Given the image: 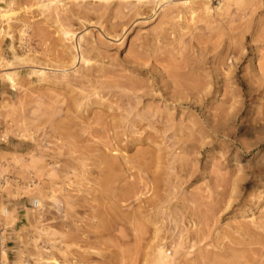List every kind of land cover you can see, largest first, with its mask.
Listing matches in <instances>:
<instances>
[{
  "label": "rangeland",
  "instance_id": "1",
  "mask_svg": "<svg viewBox=\"0 0 264 264\" xmlns=\"http://www.w3.org/2000/svg\"><path fill=\"white\" fill-rule=\"evenodd\" d=\"M157 1L0 0L15 9L0 14V69L16 79L0 76L9 264H155L158 245L173 264L264 261V0L196 22L186 0ZM72 43L89 64L63 54ZM88 72L102 97L79 83ZM138 110L157 121L125 118L117 152L103 147L100 116Z\"/></svg>",
  "mask_w": 264,
  "mask_h": 264
},
{
  "label": "bare ground",
  "instance_id": "2",
  "mask_svg": "<svg viewBox=\"0 0 264 264\" xmlns=\"http://www.w3.org/2000/svg\"><path fill=\"white\" fill-rule=\"evenodd\" d=\"M140 1H146V0H140ZM159 1V3H158V5L161 3L162 4V2L163 1H165V0H158ZM157 1V2H158ZM160 1H162V2H160ZM167 1V0H166ZM165 1V2H166ZM169 1L170 0H168V4H169ZM173 1V0H172ZM184 1V0H183ZM232 1V0H231ZM238 2L240 1V2H242L243 0H237ZM244 1H246V0H244ZM205 3L204 4H199L198 5V3L197 2H192V1H189V0H186V1H184V2H182V4H183V7L184 8H187V11H186V9L184 10V8L183 7H181V8H183L182 9V11L184 10L185 11V13H186V15L187 14H189L190 16H187V18L189 19L190 17L191 18H193V21H195L196 22V19L195 18H197V20L198 19H203L204 17H207L206 16V14L207 13H209L210 11L212 12L213 11V8L212 7H214V5H215V8L218 10V8H223V7H227V8H229V6H230V1L229 0H206V1H204ZM156 3V2H155ZM197 3V4H196ZM161 4H160V6H161ZM163 4L165 5V3L163 2ZM167 4V3H166ZM184 4H186L187 6L185 7L184 6ZM164 5H162V6H164ZM173 7H176L177 5L175 4V6L174 5H172ZM171 6V7H172ZM55 11H57L58 10V7H55V8H53ZM178 9V8H177ZM225 9V8H224ZM14 8H11V9H6V10H1L0 11V14H1V16L2 17H4V18H8V19H10L11 17H12V15H13V13H14ZM172 11H173V9H171ZM171 10L169 11V12H171ZM179 10H181L180 9V7H179V9H178V12H179ZM175 11V10H174ZM182 11H181V13H182ZM203 11V12H202ZM177 12V10H176V15H174L173 17H171V19L173 20H175V16H176V18H177V15L180 13H178ZM174 13V12H173ZM178 13V14H177ZM185 13H184V18H182V19H184V20H188L187 18H186V16H185ZM202 13V14H201ZM203 13H206L204 16H202V18H200L201 17V15H203ZM169 14V13H168ZM183 14V13H182ZM172 15V14H171ZM178 16H180V14L178 15ZM182 17H183V15H181ZM180 16V17H181ZM179 17V18H180ZM186 18V19H185ZM195 19V20H194ZM189 20H191L192 21V19H189ZM187 24H189V23H187ZM186 24V25H187ZM190 26H191V24H190ZM63 31H64V35H65V38H64V40L66 41V39L68 40V38L71 40H73L74 38H75V33H73L72 31H69L68 29L66 30H64L63 29ZM73 36H74V38H73ZM83 37V36H82ZM70 40H68V41H70ZM71 40V41H72ZM80 40H82V38L80 39ZM71 43V42H70ZM74 43V42H73ZM73 43H72V45H73ZM79 44V43H78ZM70 46L69 45V47L68 48H66L67 50H65V51H63V54H66V53H69V54H67V56L70 58V59H72V63L74 64L78 59H80V60H82L85 64H89L90 63V60L91 59H89V57L86 55V50L82 47V46H78V45H73V46ZM80 45V44H79ZM82 47V50L80 49ZM64 52H66V53H64ZM18 56V55H17ZM20 57H18V59H19ZM23 59V58H22ZM9 62H11V61H9ZM7 65H9V63L7 62ZM9 68V67H8ZM65 68V67H64ZM89 69H90V67H89ZM64 70V69H63ZM89 71V70H88ZM36 72H39V73H42V74H46L45 72L46 71H44V70H37V71H35L34 69H30L29 71H28V73H29V75L31 74H33V73H36ZM95 73V72H94ZM94 73H93V75H94ZM90 74L91 73H86V74H84L83 75V77L85 78V79H81V78H79L78 80H80V81H82V82H79V81H77V79H76V84H78V82L83 86V84H85V81L88 83V82H90V83H92V87H93V85L96 87V85H95V83L97 82V80L94 82V80L92 79V78H90V77H93V76H90ZM0 76L2 77V78H4V79H9V80H11V81H13V82H15L16 81V79H15V73L14 72H12V71H10L9 69H7V68H5V69H0ZM103 84H104V82H102ZM79 84V85H80ZM98 84V83H97ZM99 86H101V85H98L97 87H99ZM88 87V86H87ZM86 87V88H87ZM94 87V88H95ZM97 87H96V89H94L95 91H94V93L99 97V95H100V93L102 92L101 91V89H102V87H100L101 89L98 91V89H97ZM85 88V86H84V88L83 89H86ZM88 89V88H87ZM83 92H86V91H83ZM90 92H93V91H90ZM89 92V93H90ZM87 93V92H86ZM93 93V94H94ZM81 94H82V92H81ZM80 93H79V95L80 96H83V95H86L85 93H83V95H81ZM92 94V95H93ZM117 96H118V99H120V100H122V101H124L125 100V98H128V101H131L132 99H133V97L132 96H128V95H124V94H122V95H120V94H116ZM89 96H91V93H90V95ZM101 96V95H100ZM84 97V96H83ZM88 97V96H87ZM102 97V96H101ZM82 98V97H81ZM89 98V97H88ZM84 99H85V97H84ZM99 101H102V100H99ZM95 102V101H94ZM97 102V101H96ZM81 104V103H80ZM121 106V105H120ZM122 107V106H121ZM137 110V109H136ZM127 111V110H126ZM132 111V110H131ZM129 112V113H125V112H112V113H110L109 114V118H110V120L107 118V116L106 115H108V113L106 114V115H102V116H100V117H102V119L101 118H97L100 122H98V120H97V124H100V123H103V126H105V130H103V128L102 127H100V128H102V130H103V132L105 133H103L102 131L100 132V128H97L95 131L97 132L98 130H99V133H96V132H94V129H91V130H93V132H91V130H89L90 131V133H96L97 135L98 134H101V133H103V134H101L102 135V137L104 138L105 137V139H107V140H105L104 139V141H102L103 143H102V145H103V147H104V142L107 144H105V146H108V144H109V146H110V144L112 145V146H110V147H112V149L114 148L113 147V144L115 143V142H117L118 143V145L119 144H121L124 140V138L122 137L124 134H123V132H122V130L120 129V128H125V129H127V127H126V125H125V122H126V120H125V118H128L129 119V121H130V123H132L131 124V126L134 124H136L138 121H143L146 117L148 118V119H150V121L151 122H154V121H157V120H155L154 118H153V114L152 115H150L149 113H143V111H137V112H134V113H132V112ZM138 117L139 116V119H136L135 117ZM104 117V118H103ZM168 121H169V119H168ZM163 122H165L164 120H163ZM100 126H102V125H100ZM92 127V126H91ZM94 127V126H93ZM90 129V128H89ZM126 131V130H125ZM96 134H94V136L96 135ZM100 135V136H101ZM97 137V136H96ZM135 139V138H134ZM112 142H114V143H112ZM117 145V146H118ZM123 145V144H122ZM108 146V148L109 149H111L110 147ZM114 146H115V144H114ZM116 146V148L118 149V151H119V147H117ZM103 147H100L101 148V150L103 149ZM121 147V146H120ZM107 148V147H106ZM99 149V148H98ZM105 149V148H104ZM115 149V148H114ZM97 150V149H96ZM100 150V151H101ZM116 150V149H115ZM121 150V149H120ZM100 151H98V153L100 154ZM104 151V150H103ZM103 151H102V153H103ZM114 151V150H113ZM91 152H94V151H91ZM105 152H106V149H105ZM107 152H108V150H107ZM116 152H117V150H116ZM97 153V155H96V153L94 152V155H95V157L97 158H93L92 157V155L90 156V157H92V159H96V162H98L99 164H103V165H105L106 167L107 166H110L109 168L111 169V167L113 168V167H115L116 165H118L117 167H115V169L116 168H120V165L118 164V162L119 163H121L120 162V160L121 159H119L118 157H116V156H110V155H108L107 153L106 154H98ZM114 154H118V153H114ZM93 155V156H94ZM122 157V156H121ZM125 159H126V156H123ZM118 158V159H117ZM123 158V159H124ZM123 160V161H125V166L127 165L126 163H128L130 160ZM127 159H129V158H127ZM119 160V161H118ZM131 160H133V158L131 159ZM127 161V162H126ZM122 164V163H121ZM130 165V164H129ZM127 166V167H129L128 169H131V166H135L134 164H132L131 163V166ZM122 167H124V165L122 164L121 165ZM73 174L74 175H78V173H79V171H78V166L77 165H74V169H73ZM72 172V171H71ZM133 184V183H132ZM130 186H131V184H129ZM134 185V184H133ZM130 186H129V188H130ZM129 188H128V191H129ZM134 188V186L132 187V189ZM131 189V188H130ZM131 189V190H132ZM130 190V191H131ZM258 238V237H257ZM263 239V238H262ZM262 239H260L259 238V240H257L256 241V239L255 240H253V241H256V242H254V243H256V244H261V243H263L264 244V240L262 241ZM253 243V242H252ZM159 246V247H158ZM158 246H155V250H157L156 251V253L154 252V256L156 255V257H155V261H154V263L155 264H173V262H174V260L176 259V258H171L170 257V255L167 253V249H166V247L164 246L163 247V245H158ZM161 246V247H160ZM261 249H263L264 250V248H260L259 250H261ZM258 250V251H259ZM263 250H261L262 252H263ZM262 254V253H261ZM263 254H264V252H263ZM183 260V259H182ZM263 260V258L261 259V261ZM50 261H52V262H55V263H58V264H60V262H59V260L58 259H56V258H50ZM178 262L177 263H179V259L177 260ZM181 261V260H180ZM219 261V260H218ZM217 261V262H218ZM215 263V264H233L232 263V261H230V262H219V263ZM174 263H176V261L174 262ZM182 263V262H181ZM185 263H187L186 261H185ZM184 264V263H183ZM262 264H264V261H262Z\"/></svg>",
  "mask_w": 264,
  "mask_h": 264
},
{
  "label": "built area",
  "instance_id": "3",
  "mask_svg": "<svg viewBox=\"0 0 264 264\" xmlns=\"http://www.w3.org/2000/svg\"><path fill=\"white\" fill-rule=\"evenodd\" d=\"M37 204L39 201H36ZM8 212V209H7ZM5 227L0 223V264H9L6 256Z\"/></svg>",
  "mask_w": 264,
  "mask_h": 264
}]
</instances>
